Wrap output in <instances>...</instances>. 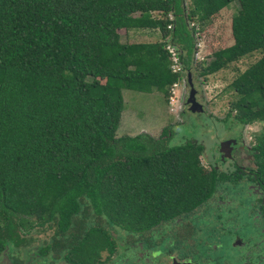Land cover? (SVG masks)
Masks as SVG:
<instances>
[{
  "label": "trees",
  "instance_id": "16d2710c",
  "mask_svg": "<svg viewBox=\"0 0 264 264\" xmlns=\"http://www.w3.org/2000/svg\"><path fill=\"white\" fill-rule=\"evenodd\" d=\"M233 1L232 43L200 65L202 74L264 48V0H190L186 8L182 0H0V252L51 231L41 246L87 264L112 245L105 226L147 230L212 194L218 177L201 165L198 142L115 134L121 89L168 98L180 70H171L166 45L189 69L187 21L203 23ZM140 28L161 39L119 40L118 29ZM229 87L232 121H264V55Z\"/></svg>",
  "mask_w": 264,
  "mask_h": 264
},
{
  "label": "flooded vegetation",
  "instance_id": "af4514ba",
  "mask_svg": "<svg viewBox=\"0 0 264 264\" xmlns=\"http://www.w3.org/2000/svg\"><path fill=\"white\" fill-rule=\"evenodd\" d=\"M233 114L234 111L223 123L226 132L234 128L238 131L240 126L247 124L232 121ZM259 140L264 141V135L254 137L253 144L246 149L247 154L242 146L237 145L242 148L240 153L233 149L228 152L224 140L213 141L205 153L207 167L201 164L218 177L216 189L209 197L191 210L160 221L147 230L128 232L105 226L112 245L99 249L87 264H264V148L261 151L256 148ZM225 162L228 167L223 170L219 165ZM214 195H224L226 203L220 205L225 200L213 199ZM211 201L216 202L214 212L210 213ZM240 216L242 220L239 221L237 217ZM48 239L38 242L31 253L27 252V245L0 253L11 256L8 257L10 264H31L33 261L39 264L40 260L48 259L54 264H74L63 260L61 251L41 246ZM219 239L231 244L235 253L231 262L209 256L217 251ZM21 250L27 254L24 263L16 255Z\"/></svg>",
  "mask_w": 264,
  "mask_h": 264
},
{
  "label": "rangeland",
  "instance_id": "374dc122",
  "mask_svg": "<svg viewBox=\"0 0 264 264\" xmlns=\"http://www.w3.org/2000/svg\"><path fill=\"white\" fill-rule=\"evenodd\" d=\"M189 3L190 0H182L184 8ZM236 13H238V5L233 1L211 15L203 23L187 21L188 28H193L192 38L195 43L190 68L183 70L180 67V77L170 87L168 98L154 90L139 92L121 89L123 109L116 136L135 135L144 132L154 138L165 139V143L169 146L180 144L185 140H199L198 142L203 145L199 160L204 167H207L205 153L208 152L213 141L224 140L228 152L233 149V152L237 150L240 153L242 148H238L237 145L242 146L245 148L244 154H247L246 149L253 144L254 137L264 135V121L255 120L244 124L239 127L238 131H236L237 128L229 132L225 131L223 123L226 122V117L233 113V107L236 104L232 103L237 98L229 87V83L237 73L264 55V48L242 56L212 73L202 74L200 72L201 64L206 65L215 57L219 49L232 43L230 20ZM153 14L157 15L155 12ZM117 35L121 42H152L161 39L156 29H118ZM169 39L170 36L165 38L166 43L169 42ZM166 46L168 49H172L173 57H175L176 48L170 44ZM190 94L191 99L194 98L200 108L195 105L188 108L187 100ZM162 129H164V133H161ZM219 166L223 170L228 167H226V162ZM216 198L225 200L220 205L226 203L227 199L224 195L222 197L214 195L213 199ZM215 202L211 201L208 206L210 213L214 212L212 209ZM237 218L239 221L242 220L241 216ZM212 221L214 223V219ZM223 227L226 228L225 225ZM245 230L249 232L247 228ZM35 235L32 233V240L26 246L28 253L35 251L34 246L41 240H46L50 232ZM33 237H35L34 240ZM218 242L217 251L215 254L210 253L209 256H213V258L217 256L218 261L231 262L235 254L231 244L229 241L221 239ZM250 244L247 243V245ZM16 255L24 263L27 254L21 250ZM8 257L11 256L8 254ZM8 257L6 254L0 253V264H10ZM31 264H37V261H33ZM39 264H54V262L51 259L40 260Z\"/></svg>",
  "mask_w": 264,
  "mask_h": 264
},
{
  "label": "built area",
  "instance_id": "2783aa9c",
  "mask_svg": "<svg viewBox=\"0 0 264 264\" xmlns=\"http://www.w3.org/2000/svg\"><path fill=\"white\" fill-rule=\"evenodd\" d=\"M167 49V51L169 52V57H170V60H171V70L172 71H179L180 70V66H178V61H177V56H176V52H175V57H173L174 55V52L172 51V49H168V47L166 46L165 47ZM172 55V57H171ZM175 65H177V67H175Z\"/></svg>",
  "mask_w": 264,
  "mask_h": 264
},
{
  "label": "water",
  "instance_id": "95a60500",
  "mask_svg": "<svg viewBox=\"0 0 264 264\" xmlns=\"http://www.w3.org/2000/svg\"><path fill=\"white\" fill-rule=\"evenodd\" d=\"M191 94L188 96V108H192V106L194 107V105L197 107V108H200V105L194 100V98L191 99Z\"/></svg>",
  "mask_w": 264,
  "mask_h": 264
}]
</instances>
